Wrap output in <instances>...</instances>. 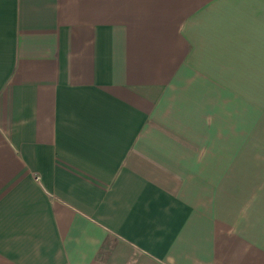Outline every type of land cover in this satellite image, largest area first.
<instances>
[{"label": "crops", "instance_id": "obj_1", "mask_svg": "<svg viewBox=\"0 0 264 264\" xmlns=\"http://www.w3.org/2000/svg\"><path fill=\"white\" fill-rule=\"evenodd\" d=\"M0 264H264V0H0Z\"/></svg>", "mask_w": 264, "mask_h": 264}]
</instances>
